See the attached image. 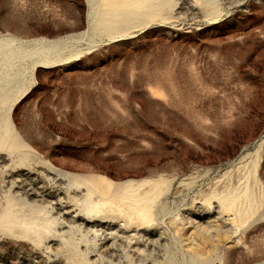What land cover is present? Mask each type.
Returning <instances> with one entry per match:
<instances>
[{"label": "rangeland", "instance_id": "1", "mask_svg": "<svg viewBox=\"0 0 264 264\" xmlns=\"http://www.w3.org/2000/svg\"><path fill=\"white\" fill-rule=\"evenodd\" d=\"M0 264H264V0H0Z\"/></svg>", "mask_w": 264, "mask_h": 264}, {"label": "bare ground", "instance_id": "2", "mask_svg": "<svg viewBox=\"0 0 264 264\" xmlns=\"http://www.w3.org/2000/svg\"><path fill=\"white\" fill-rule=\"evenodd\" d=\"M87 178H89V177H87ZM156 185V184H155ZM99 188V187H98ZM160 188V187H159ZM247 188V187H246ZM247 191H248V188H247ZM245 194H247V193H245Z\"/></svg>", "mask_w": 264, "mask_h": 264}]
</instances>
